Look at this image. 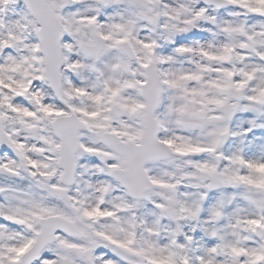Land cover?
I'll return each instance as SVG.
<instances>
[{"label": "snow or ice", "instance_id": "snow-or-ice-1", "mask_svg": "<svg viewBox=\"0 0 264 264\" xmlns=\"http://www.w3.org/2000/svg\"><path fill=\"white\" fill-rule=\"evenodd\" d=\"M0 264H264V0H0Z\"/></svg>", "mask_w": 264, "mask_h": 264}]
</instances>
